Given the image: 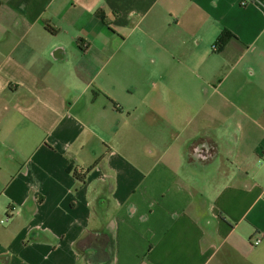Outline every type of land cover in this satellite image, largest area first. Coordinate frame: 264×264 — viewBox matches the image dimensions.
Here are the masks:
<instances>
[{
    "label": "crops",
    "instance_id": "obj_1",
    "mask_svg": "<svg viewBox=\"0 0 264 264\" xmlns=\"http://www.w3.org/2000/svg\"><path fill=\"white\" fill-rule=\"evenodd\" d=\"M0 264H264V0H0Z\"/></svg>",
    "mask_w": 264,
    "mask_h": 264
},
{
    "label": "trees",
    "instance_id": "obj_2",
    "mask_svg": "<svg viewBox=\"0 0 264 264\" xmlns=\"http://www.w3.org/2000/svg\"><path fill=\"white\" fill-rule=\"evenodd\" d=\"M233 36L229 33V32H224L222 37L218 40V47L219 48H223L224 46H226L229 42V40L232 38ZM91 171V170H90ZM88 171V173L90 172ZM87 173V175H88ZM87 175H80L77 172L75 173V176L80 180V181H84L85 177Z\"/></svg>",
    "mask_w": 264,
    "mask_h": 264
},
{
    "label": "built area",
    "instance_id": "obj_3",
    "mask_svg": "<svg viewBox=\"0 0 264 264\" xmlns=\"http://www.w3.org/2000/svg\"><path fill=\"white\" fill-rule=\"evenodd\" d=\"M245 4V3H244ZM262 243V237H258L254 242H253V244H254V246H258V245H260Z\"/></svg>",
    "mask_w": 264,
    "mask_h": 264
}]
</instances>
